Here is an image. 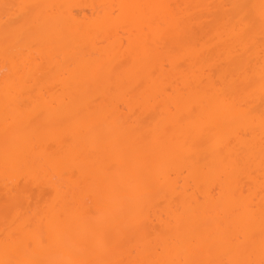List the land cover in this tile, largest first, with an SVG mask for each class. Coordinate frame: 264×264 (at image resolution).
<instances>
[{
  "label": "bare ground",
  "instance_id": "1",
  "mask_svg": "<svg viewBox=\"0 0 264 264\" xmlns=\"http://www.w3.org/2000/svg\"><path fill=\"white\" fill-rule=\"evenodd\" d=\"M262 3L0 0V264H258Z\"/></svg>",
  "mask_w": 264,
  "mask_h": 264
},
{
  "label": "snow or ice",
  "instance_id": "2",
  "mask_svg": "<svg viewBox=\"0 0 264 264\" xmlns=\"http://www.w3.org/2000/svg\"><path fill=\"white\" fill-rule=\"evenodd\" d=\"M261 44L264 45V3L261 4ZM261 77L264 80V64L261 65ZM58 222L62 221V217L57 218ZM230 239L227 236H223L219 245L213 244L210 245L207 249L209 257L213 255L214 252L220 253V250L223 249L225 252L229 250ZM193 253L196 256H199L201 252V245L197 242H194ZM251 253H249V258H240L239 256L228 258H222V253L218 258H208V259H200L193 258L187 260L180 261H166L159 262L153 261L151 264H257V261L250 258ZM260 255L261 259L258 264H264V239L261 240L260 246ZM7 264H33L31 261H9ZM58 264H105V262L101 261H88V260H73L68 259L65 261L58 262Z\"/></svg>",
  "mask_w": 264,
  "mask_h": 264
},
{
  "label": "rangeland",
  "instance_id": "3",
  "mask_svg": "<svg viewBox=\"0 0 264 264\" xmlns=\"http://www.w3.org/2000/svg\"><path fill=\"white\" fill-rule=\"evenodd\" d=\"M228 10H229V9H228ZM155 224L157 225L156 222H155ZM156 225H154V226L156 227ZM223 226H225V225H223ZM155 227H154V230L156 229ZM173 227H174V226H173ZM158 228H159V230H161L159 226H158ZM158 228H157V230H158ZM152 230H153V229H152ZM152 230H150L149 232H151ZM154 230H153V231H154ZM162 231H163V230H162ZM164 231H165V230H164ZM164 231H163V232H164ZM149 232H148V233H149ZM156 232H157V231L155 230V232H153V233H155V234L153 235V233H152V235H150V239H149V237L146 236V237L150 240V243L146 242L145 244L148 243V244L150 245V244L152 243L153 240H154V242H156V244H157V242H158V244L160 243L159 241H155V238H157V240H158V238L161 237V236H160V233L158 232V233H159V234H158V233H156ZM165 232H166V231H165ZM174 233H175V232H173V234H170V233L167 232V234H170V235H166V233H163V234L166 235V237L169 236V237L171 238V237H173ZM192 233H193V234H192ZM192 233H190V235H189V233H188L187 236H186V234H184V235H183L184 238H182L183 241H189V240H190V242H191V241L193 240L192 242L194 243V239H195L196 237L198 238L199 235H198L196 232H192ZM156 234H157L158 237H156ZM127 235H128V234H127ZM148 235H149V234H148ZM194 235H195V236H194ZM174 236H175V235H174ZM181 236H182V235H181ZM147 238H146V241L148 240ZM161 238H162V237H161ZM164 238H165V236L163 237V239H164ZM170 238H169V240H170ZM163 239H161V240H163ZM184 239H185V240H184ZM161 240H160V241H161ZM239 240H242V239H239ZM129 241H130V239H129ZM133 241H134V240H133ZM170 241H171V240H170ZM174 241H175V240H174ZM174 241H173V243H174ZM183 241H182V242H183ZM126 242H127V241H126ZM126 242H124L125 245H124V244L122 245L123 248L126 247V245L129 246V244H130V246H131V242L128 243V244H127ZM134 242H136V241H134ZM134 242H133L132 244H134ZM144 242H145V241L143 240V243H144ZM154 242H153V244H154ZM163 242H164V241H163ZM175 242H176V241H175ZM136 243H137V245H138V242H136ZM136 243H135V247H136ZM140 243H141V242H139V244H140ZM165 243H166V238H165ZM167 243H168V242H167ZM169 243H170V242H169ZM232 243H234V244L238 243V239L233 238ZM141 244H142V243H141ZM141 244H140V246H141ZM145 244H144V246H145ZM153 244H151V245H153ZM158 244H157L156 250L154 251V254L151 252V255H152V256L149 255L152 259L149 260V259H150L149 257H146V259H145V260H147V258H149L148 261H150V262L147 261L149 264H151V262H153V261H158V259H160V257L163 258L162 260H164V258H166L164 261H161V259H160L161 262H166V260H169V259L171 260V258L173 257V256L170 257L172 254L170 255V253H165V251H166L165 248L163 249L162 246L158 247ZM160 244H161V243H160ZM170 245H172V244H170ZM138 246H139V245H138ZM144 246H143V244H142V247H144ZM154 246H156V245H154ZM133 247H134V246H133ZM133 247H132V249H133L134 251H132V249L130 248V249H131V253L137 251V249L140 248V247H138V248L136 249V248H133ZM146 247H148V249H149V246H146ZM151 247H152V246H151ZM152 248H153V247H152ZM166 248H167V247H166ZM169 248H170V247H169ZM171 248H172V246H171ZM135 249H136V250H135ZM144 249H146V248L144 247ZM144 249H143V253H144ZM154 249H155V247H154ZM154 249H152V251H153ZM167 249H168V248H167ZM124 250H125V249H124ZM126 250H127V249H126ZM150 251H151V250H150ZM125 252H126V251H125ZM125 252H123V250L120 251V253L123 254V255L125 254ZM148 252H149V251H148ZM135 253H136V252H135ZM135 253H133V254H135ZM141 253H142V251H141ZM171 253H172V252H171ZM133 254H130L129 256H131V255H133ZM145 254H146V253H145ZM164 254H165L167 257H166ZM135 255H136V254H135ZM135 255H134V256H135ZM147 255H148V253H147ZM153 255H154V257H153ZM227 255H228V253H227ZM227 255H226L225 252H224V253L222 254V258H227V257H226ZM118 256H119V253H118ZM144 256H145V255H144ZM162 256H163V257H162ZM219 256H220V255H219ZM131 257H132V256H131ZM141 257H142V256H141ZM137 258H138V257H137ZM116 259H118V258H116ZM119 259H120V258H119ZM130 259H131V258H130ZM132 259H134V258H132ZM252 259L255 260L254 257H253ZM170 260H169V261H170ZM172 260H174V259H172ZM117 261H118V260H117ZM117 261H116V264L118 263ZM131 261H133V260H131ZM139 261H140V260H139ZM139 261H138V262H139ZM143 261H144V260H143ZM160 261H159V262H160ZM136 262H137V261H136ZM136 262H135V260H134V264H136ZM144 262H145V261H144ZM144 262H143V264H144ZM147 262H146L145 264H147ZM141 263H142V262H140V264H141Z\"/></svg>",
  "mask_w": 264,
  "mask_h": 264
}]
</instances>
